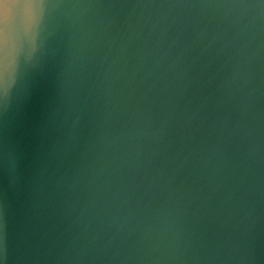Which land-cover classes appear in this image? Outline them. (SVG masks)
<instances>
[{"label":"water","instance_id":"water-1","mask_svg":"<svg viewBox=\"0 0 264 264\" xmlns=\"http://www.w3.org/2000/svg\"><path fill=\"white\" fill-rule=\"evenodd\" d=\"M7 27L5 264H264V0H47Z\"/></svg>","mask_w":264,"mask_h":264},{"label":"snow or ice","instance_id":"snow-or-ice-1","mask_svg":"<svg viewBox=\"0 0 264 264\" xmlns=\"http://www.w3.org/2000/svg\"><path fill=\"white\" fill-rule=\"evenodd\" d=\"M73 4H87L101 7H125L134 3H147L150 6L167 4L171 6H225L229 0H69ZM47 0H0V111L3 110L9 89L7 81L11 65L7 55L9 36L7 27L15 19L26 35L36 31L42 23L38 9L45 6ZM8 211L6 194L0 191V264H5L8 250Z\"/></svg>","mask_w":264,"mask_h":264}]
</instances>
